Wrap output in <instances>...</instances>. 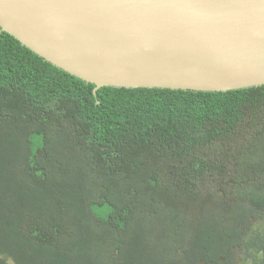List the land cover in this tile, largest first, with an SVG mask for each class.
<instances>
[{
  "label": "trees",
  "instance_id": "16d2710c",
  "mask_svg": "<svg viewBox=\"0 0 264 264\" xmlns=\"http://www.w3.org/2000/svg\"><path fill=\"white\" fill-rule=\"evenodd\" d=\"M94 88L0 26V264H264V84Z\"/></svg>",
  "mask_w": 264,
  "mask_h": 264
},
{
  "label": "water",
  "instance_id": "95a60500",
  "mask_svg": "<svg viewBox=\"0 0 264 264\" xmlns=\"http://www.w3.org/2000/svg\"><path fill=\"white\" fill-rule=\"evenodd\" d=\"M0 26L94 92L264 84V0H0Z\"/></svg>",
  "mask_w": 264,
  "mask_h": 264
},
{
  "label": "rangeland",
  "instance_id": "374dc122",
  "mask_svg": "<svg viewBox=\"0 0 264 264\" xmlns=\"http://www.w3.org/2000/svg\"><path fill=\"white\" fill-rule=\"evenodd\" d=\"M262 223L264 224V221Z\"/></svg>",
  "mask_w": 264,
  "mask_h": 264
}]
</instances>
